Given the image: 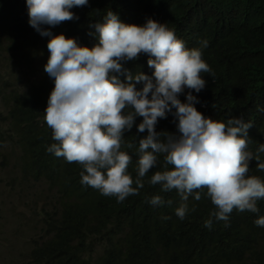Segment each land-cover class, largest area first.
Returning a JSON list of instances; mask_svg holds the SVG:
<instances>
[{
	"label": "trees",
	"instance_id": "obj_1",
	"mask_svg": "<svg viewBox=\"0 0 264 264\" xmlns=\"http://www.w3.org/2000/svg\"><path fill=\"white\" fill-rule=\"evenodd\" d=\"M109 9L127 24L143 25L147 18L165 23L188 48H200L206 40L202 58L214 75L202 73L207 83L192 92L198 101L194 106L214 120L250 122L247 151L257 154L264 144V0H89L71 9L78 20L42 27L91 47L96 39L89 35L95 31L90 25L102 22ZM50 38L30 26L26 0H0V188L5 184L6 192L17 196L32 191L35 203H43L28 226L8 225L9 235L25 233L27 244L14 261L0 241L6 264H264V227L255 223L264 216V200L257 202L258 213L234 209L226 227L210 217L215 207L202 194L200 201L189 198L195 211L181 220L175 214L177 192H162L160 185L149 183L155 171L163 170V156L144 177L139 194L118 203L83 185L79 164L47 151L56 143L44 120L54 87L44 70ZM147 60L141 55L124 66L151 75ZM188 91L179 96L182 102ZM141 120L137 117L136 125ZM173 121L168 113L156 131L175 133ZM136 125L124 133V145L134 146H122L132 158L128 171L134 179L138 141L147 134L138 133ZM259 155L264 161V153ZM249 167V175L264 180L254 159ZM154 195L172 204L153 206ZM6 201L0 189V233L4 217H21ZM210 218L211 229L205 227ZM20 257L26 261L18 263Z\"/></svg>",
	"mask_w": 264,
	"mask_h": 264
},
{
	"label": "clouds",
	"instance_id": "obj_2",
	"mask_svg": "<svg viewBox=\"0 0 264 264\" xmlns=\"http://www.w3.org/2000/svg\"><path fill=\"white\" fill-rule=\"evenodd\" d=\"M88 3L26 0L30 26L41 36L51 37L44 70L54 80V87L44 120L56 143L47 151L79 164L81 183L115 197L118 203L139 194L144 177L163 156V170L155 171L149 183L160 185L162 192H177L180 203L175 214L181 220L195 211V205L189 208V198L200 201L202 194L215 207L210 217L224 221L226 227L234 209L258 213L257 202L264 200V180L249 175V163L254 159L257 169L264 171L259 155L264 153V144L254 156L247 151L250 122L238 117L214 120L194 106L198 101L192 92L199 93L207 83L202 73L214 75L202 58L207 41H201L200 48H188L167 24L152 18L143 25L127 24L110 9L102 22L90 25L95 31L89 35L96 39L91 47L42 27L78 20L71 9ZM141 55L148 57L151 75L134 74L124 66ZM138 84L142 87L137 88ZM185 89L189 90L187 102H182L179 96ZM168 113H172L177 131L157 132L158 120L166 119ZM137 117H142L138 125ZM134 125L138 133H147L138 141L135 179L128 171L132 158L122 150V146H134L124 145V133ZM149 203L162 206L172 201L154 195ZM212 223L211 218L206 220L205 227L211 229ZM255 223L264 227V216Z\"/></svg>",
	"mask_w": 264,
	"mask_h": 264
},
{
	"label": "rangeland",
	"instance_id": "obj_3",
	"mask_svg": "<svg viewBox=\"0 0 264 264\" xmlns=\"http://www.w3.org/2000/svg\"><path fill=\"white\" fill-rule=\"evenodd\" d=\"M5 184L1 186V192L4 198H6L9 201H6L8 204H11L14 206L16 214L21 215V217L15 218L14 216H11L9 214V217L3 218V230L0 233V241L2 248H10V253L8 251H5L4 255L11 256L14 259L17 254H24L22 251L26 244H27V238L25 233L24 235H21V237L14 238V235H9L11 230L8 228V225L14 224L18 225L20 224V229L28 226L29 218L34 219V216L38 214V212H42V202H37L32 199L34 198L32 191L25 192L21 196H17L15 193L13 195H10L5 190ZM24 231V230H23ZM22 231V232H23ZM21 232V234H22ZM20 235V234H19ZM26 261V258H18L17 262L22 263ZM7 260H4L3 253L0 254V264H6Z\"/></svg>",
	"mask_w": 264,
	"mask_h": 264
}]
</instances>
